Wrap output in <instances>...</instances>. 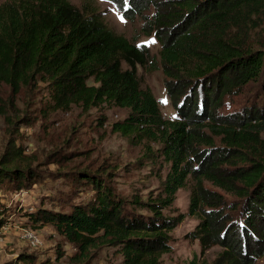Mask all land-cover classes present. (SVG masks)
<instances>
[{
	"label": "trees",
	"instance_id": "obj_1",
	"mask_svg": "<svg viewBox=\"0 0 264 264\" xmlns=\"http://www.w3.org/2000/svg\"><path fill=\"white\" fill-rule=\"evenodd\" d=\"M107 1L124 19L140 20V34L159 46L156 55L110 29L95 0L79 7L69 0L0 2V85L10 90L0 115L11 125L30 124L8 112L21 90L35 88L45 91L49 112L124 110L110 130L142 147L137 161L164 169L159 186L123 195L110 172L80 168L67 173L69 191L30 210L0 197V227L13 213L31 226L53 227L75 249L73 264H92L100 247L120 256L114 264H163L170 233L184 218L166 211L189 186L187 215L198 220L189 238L200 257L220 250L210 262L194 256L186 264H257L264 255V38L259 47L248 38L264 0ZM138 67L161 70L172 118L142 87ZM250 84L255 103L226 113ZM52 175L12 149L0 165V186L17 192Z\"/></svg>",
	"mask_w": 264,
	"mask_h": 264
},
{
	"label": "rangeland",
	"instance_id": "obj_2",
	"mask_svg": "<svg viewBox=\"0 0 264 264\" xmlns=\"http://www.w3.org/2000/svg\"><path fill=\"white\" fill-rule=\"evenodd\" d=\"M69 1L78 7L82 4V0ZM95 6L110 29L129 40L136 39V44H145L151 55L157 54L159 46L155 39L140 34V20L120 19L121 14L107 0H95ZM263 38L264 12L256 19V27L249 32L248 41H254V46L259 47L258 43ZM137 74L142 87L150 89L155 96L162 114L172 118L174 111L165 92L161 70L138 67ZM44 92L38 88L32 92L23 89L13 99V108L9 109L8 116L18 120L26 118L31 120L30 124L11 125L0 115V165L8 160L10 151L15 149L22 154L26 164L40 166L53 174L52 178L32 183L31 188L17 192L4 191V186H0L3 190L0 197L7 206L30 210L51 195L69 191L67 173L80 168L110 172L113 186L123 195H129L135 189L146 192L159 186L164 169L151 168L137 161L142 147L110 130L112 122L125 117L124 110L103 106L85 112L72 106L66 111L49 112L44 107ZM256 94V85L246 86L241 95L232 100L231 107L224 111L243 110L245 106L255 103ZM9 98V88L0 85L1 103H7ZM164 100L167 103H161ZM50 159L54 161L48 164ZM189 193V186L178 190L173 205L166 211L173 215L182 213L184 218L170 233V251L162 255L163 264H186L194 256L210 262L220 250L217 246L211 247L200 257L197 241L189 238L198 222L194 216L187 215ZM81 195L78 194L79 197ZM8 220V224L0 230V264H73L69 259L75 249L53 227L31 226L27 218L19 213H13ZM26 230L38 235L42 241L40 246H33L26 240ZM20 255H24L25 259L18 262ZM90 261L92 264H114L120 261V256L110 247H100L92 251ZM257 264H264V255Z\"/></svg>",
	"mask_w": 264,
	"mask_h": 264
},
{
	"label": "built area",
	"instance_id": "obj_3",
	"mask_svg": "<svg viewBox=\"0 0 264 264\" xmlns=\"http://www.w3.org/2000/svg\"><path fill=\"white\" fill-rule=\"evenodd\" d=\"M5 225H7V224H5ZM2 229H4V225L2 227H0V230H2ZM24 237L33 246H40L42 243L41 239L33 231L26 230L24 232Z\"/></svg>",
	"mask_w": 264,
	"mask_h": 264
},
{
	"label": "snow or ice",
	"instance_id": "obj_4",
	"mask_svg": "<svg viewBox=\"0 0 264 264\" xmlns=\"http://www.w3.org/2000/svg\"><path fill=\"white\" fill-rule=\"evenodd\" d=\"M125 3H126V0H125ZM120 19H123V17H120ZM155 41H151V43H154ZM161 103H167V101L166 100H164V101H161Z\"/></svg>",
	"mask_w": 264,
	"mask_h": 264
}]
</instances>
